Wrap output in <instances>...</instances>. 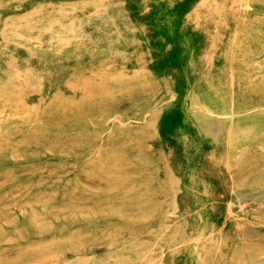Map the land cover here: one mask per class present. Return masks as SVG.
Returning a JSON list of instances; mask_svg holds the SVG:
<instances>
[{
  "label": "rangeland",
  "instance_id": "rangeland-1",
  "mask_svg": "<svg viewBox=\"0 0 264 264\" xmlns=\"http://www.w3.org/2000/svg\"><path fill=\"white\" fill-rule=\"evenodd\" d=\"M0 264H264V0H0Z\"/></svg>",
  "mask_w": 264,
  "mask_h": 264
}]
</instances>
